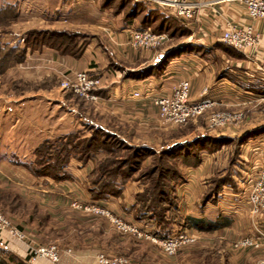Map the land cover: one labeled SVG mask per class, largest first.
Masks as SVG:
<instances>
[{
    "label": "crops",
    "instance_id": "obj_1",
    "mask_svg": "<svg viewBox=\"0 0 264 264\" xmlns=\"http://www.w3.org/2000/svg\"><path fill=\"white\" fill-rule=\"evenodd\" d=\"M73 3L70 2L71 5ZM76 3H83L93 11V22L85 26L91 34L89 43L79 57L43 47L39 51V56L44 59L41 68L48 74L76 69L100 76L103 85L96 92L98 99L95 101V111L101 116L104 115L108 122L115 123L121 130L127 127H136V130H140L144 127L150 131L158 127L157 109L150 96L168 92L181 78L190 80V97L193 101L201 97L200 90L207 86V96L215 101L213 110L249 111L255 114L251 117L254 119H258L260 113L264 112V19L251 20L238 2L223 1L214 5L200 6L196 17L187 23V27L190 31L189 36H193L194 42L201 45L204 50L174 56L165 64L161 73L141 77L131 73L158 64L167 50L135 49L127 45L124 30L128 26L133 27L132 25L123 26L109 11H100L96 0H76ZM58 14L44 13L46 18L41 20L51 23L52 26H58L67 20L66 17H60L62 12L59 11ZM226 21L238 25L253 23L261 35L259 44L253 49L235 53L216 47L215 45L220 42L219 35ZM33 54L37 57L35 56L37 52ZM44 74L45 72H41V75ZM135 91L139 92L138 97L133 96ZM38 92L33 89L32 94ZM58 104L59 107L62 106ZM75 109L73 107L70 109V114L74 117V122L71 123L74 126L72 129L81 126L82 123V114ZM64 117L65 113H62L60 120H65ZM240 149L239 157L245 166L242 169L244 174L239 178L242 182H238L235 178L234 187L223 186L214 202L202 203L201 199L206 188V177L213 172L211 166L215 160H219L217 153H204L201 163L189 168L185 173L184 182L177 186L180 210L184 215L207 219H214L217 216L230 218L229 225L213 232L221 234L226 229L229 231L231 226L236 224L237 228L232 230L234 235L231 236L235 238L246 235L249 229L256 226L264 230V213L253 216L243 205V193L255 171V166L264 163V135L243 143ZM32 150L28 155L13 156L14 153L10 151L12 156H0L1 179L9 182L22 178V175L25 176L23 181L27 186L29 183L30 185L27 187L28 190H23V195L44 209L47 215V224L41 226L38 220L31 223L38 226L40 224L45 235H50L53 240L70 242L73 238L79 244L74 246L72 255L61 253L56 263L44 257L29 258L25 242L6 239L5 236V240L1 238L0 244L6 246L17 260L23 261L24 264H97L95 249L91 248V245L111 247L112 244L119 247L118 241H114L109 234L110 225L108 226V223L101 218L90 219L65 212L63 209L66 202L63 198V190L79 192L88 199L84 185L91 164L81 165L73 159L70 163L72 178L69 180L55 182L49 177L35 178L27 173L22 165L12 161L29 159ZM139 190L140 186L136 181H129L119 197L104 203L114 214L131 221L129 207L133 203L134 194ZM29 221L28 219L25 223L29 224ZM31 227L34 228L33 225ZM67 245L74 244L67 243Z\"/></svg>",
    "mask_w": 264,
    "mask_h": 264
},
{
    "label": "rangeland",
    "instance_id": "obj_2",
    "mask_svg": "<svg viewBox=\"0 0 264 264\" xmlns=\"http://www.w3.org/2000/svg\"><path fill=\"white\" fill-rule=\"evenodd\" d=\"M1 1L8 0H0V2ZM18 1V17L11 19L6 24H0L1 43L4 41H8L12 44L17 41L21 42L22 38L20 37H22L23 33L32 29L43 28L68 29L72 31L78 30L82 33L80 37L75 39L76 42H87L86 46L89 43L91 34L85 26L86 24L93 22L94 16L93 11H90L87 5L83 3L77 4L76 0ZM69 1L72 3L74 2L73 5H71ZM56 8L62 12L60 17L67 18L66 21L58 26H52L51 23L41 20L44 17L46 18L44 13H52ZM116 18L119 19L120 16H117ZM84 29L87 30L85 31ZM189 35L190 33L183 36L178 35L177 33L173 36L168 34V40L156 50L163 49L168 52L172 49L179 48L182 45L194 43L193 36L190 37ZM223 45L226 44L223 43ZM227 50L234 53L237 52L231 46H229ZM39 51L40 50L37 49H27L25 51L24 59L21 62L14 64L9 63L3 71L0 72V156H12L10 151L14 153L13 156L28 155L42 139L46 137H54L67 132L74 127L71 125V123L74 122V117L70 114V109H72V107L77 109V102L81 100H74V98H76L74 96L67 97L69 92H73L62 87L61 81L71 71H75L76 69H68L66 72H54L48 74L45 69L41 68L44 59L39 56ZM167 52L163 54V57ZM33 53H35V56L37 57H34ZM37 69L39 70L36 71ZM41 72H45V77L41 75ZM33 89L39 92L32 94ZM83 99L84 102L82 106L84 107H82V110L86 113L82 115L81 122H84V119H88L92 121V123L99 124L112 131H117L120 136L125 138L131 145H144L153 150L154 156L152 155L145 158L142 167L150 165L159 151L173 146L175 143L191 140L201 134L223 135L235 138L264 125V112L260 113V116L263 115V118L258 116V119H254L251 118L255 115L254 113L239 110L243 115L238 122L221 127L210 128L206 119L208 113L211 111V109H208L200 115L189 119L184 124H170L159 119L157 121L158 127L150 131L144 127L140 130H136V127H127L125 130H121L116 127L115 123L112 121L108 122V119L104 115L101 116L95 111V100ZM58 103L62 104V106L59 107ZM223 111H229L231 113L236 112L233 110ZM62 113H65V120H60ZM235 146V143L232 142L221 146L219 150L214 152L218 154L219 160H215V163L213 162L211 166L213 172L206 177V188L203 195L213 187V182L220 177L224 176L229 178L232 175L231 178L234 181L237 179L238 182H242L239 178L244 174L242 169L245 168V166L240 157H238L241 149L240 147L237 149ZM189 168L191 167L183 168L184 180L185 173ZM256 168L257 166H255V169ZM21 177L22 178L20 179L17 178V180L13 179V182H4L0 176V192L11 193L12 195L17 194L20 203L23 204L21 207L18 209L16 208L11 212L9 210L5 211L0 207V212L10 219L13 224L22 228L27 234L29 240L39 244L54 242L60 248V254L63 253L64 248H70L71 253L68 254L72 255L74 252V246H78L79 244L75 239L71 238L72 241L70 242L53 240L50 235H45L43 229H40V224L38 226L35 223H31V221L38 220L37 218L34 219L28 217L31 213L32 206L36 209L35 215H46V211L23 195V190H28L27 187L30 183L27 186V183L23 181L25 176L22 175ZM4 180L8 181V179L5 178ZM67 192H71L73 195L82 196L76 191H70L68 189L63 190V198H65L66 201L63 207L65 212L79 214L80 216L90 219L101 218L102 220H105L108 223V226L110 225L111 227L108 229L110 230V236L113 237L112 239L114 241H118L119 247L110 244L113 248L101 247L96 244L91 245V248L95 249V259L97 252H102L107 255L124 256L128 259L129 264H263L264 247L255 248L247 246L235 248L233 246L234 241L240 238H235L234 236L231 237L234 235L232 230L237 228L236 224H233L229 231L226 229V231L221 234L215 232H202L195 228H188V231H191L196 235V240L187 243L174 255H167L156 244H153L148 240L139 239L128 233L120 232L104 216L73 209L68 203L66 197ZM83 197L85 198V196ZM23 206H26L27 208H23ZM263 213L264 212L261 214ZM28 219L30 220V223L26 224L25 221ZM45 223L47 224V222H44V224ZM31 224L34 228L31 227ZM256 228L259 227L256 226ZM226 232H228V234H226ZM254 232L255 228L251 230L249 229L247 234H253ZM59 234L60 233H58V235ZM5 236L6 239H9L7 233L1 231L0 240L1 238L5 240ZM5 242H7V240ZM67 243H72V245H74H67Z\"/></svg>",
    "mask_w": 264,
    "mask_h": 264
},
{
    "label": "trees",
    "instance_id": "obj_3",
    "mask_svg": "<svg viewBox=\"0 0 264 264\" xmlns=\"http://www.w3.org/2000/svg\"><path fill=\"white\" fill-rule=\"evenodd\" d=\"M96 1L100 11H109L112 16H120L119 21L123 26L132 25L135 28L150 29L153 32H166L170 36L176 33L182 36L190 33L185 22L148 2ZM53 13L58 14L59 10L56 9ZM18 15V0L0 2V24H6ZM81 33L78 30L68 29H32L22 34L21 42L17 41L14 44L8 41L0 42V72L9 63L21 62L25 51L29 48L41 50L48 46L61 54L79 57L87 43L76 42L75 39L80 37ZM215 46L229 48L221 42ZM203 50L204 48L195 42L182 45L168 51L158 64L143 68L131 75L141 77L159 74L174 56ZM71 96L76 97L74 100H81L77 102V112L84 115L85 111L82 110L84 99L69 92L67 97ZM263 134L264 125L235 138L201 134L159 151L150 165L142 167L145 158L154 156L151 148L144 145H131L117 131L84 119L81 126L77 128L55 137L44 138L32 150L29 159L12 161L22 165L35 178L49 177L55 182L72 178L70 163L73 159L81 165L90 163L91 169L84 187L88 199L94 202H105L119 197L129 181H136L140 190L134 194L133 203L129 207L131 221L140 226L149 227L156 236L168 238L188 228L213 232L229 225L231 220L227 217L217 216L214 219H207L184 215L181 212L177 186L184 180L183 168L198 166L204 153L215 152L221 146L232 142L239 149L243 143ZM231 177L232 175L229 178L223 176L214 181L213 187L203 195L201 202H214L223 186L234 187L235 181ZM22 205L17 194L0 192V207L3 210L11 212ZM35 214L36 209L32 206L28 217L37 218L43 226L47 215ZM13 263L24 264L23 261L17 260L6 246L0 244V264Z\"/></svg>",
    "mask_w": 264,
    "mask_h": 264
},
{
    "label": "built area",
    "instance_id": "obj_4",
    "mask_svg": "<svg viewBox=\"0 0 264 264\" xmlns=\"http://www.w3.org/2000/svg\"><path fill=\"white\" fill-rule=\"evenodd\" d=\"M134 2H148L162 10L175 15L183 22L189 23L196 15L202 5H214L223 1H235L243 6L246 14L251 20L264 19V0H207L196 2L193 0H133ZM126 44L135 49H157L168 40L166 32H153L150 29H139L126 27ZM261 39L260 32L255 29L253 23L238 25L232 21H226L224 29L219 35V41L231 46L238 52H244L255 48ZM62 87L72 91L75 95L91 100H97L96 90L102 88L103 79L100 76L91 75L86 70L71 71L61 81ZM191 84L187 78H181L166 93L153 94L150 96L152 103L156 106L157 117L161 121L170 124H184L189 119L200 115L211 109L207 116V124L210 128L221 127L238 122L242 117L241 111L229 112L213 110L215 101L207 96L208 87L200 90V98L196 101L190 97ZM134 97L139 92H133ZM243 205L252 215L264 212V163L258 164L249 184L243 193ZM69 205L73 209L82 212L93 213L106 217L111 224L122 233H128L139 239L148 240L156 244L165 254L174 255L187 243L194 242L196 235L187 229L181 233L162 238L154 235L147 226H140L121 216L114 214L104 202H94L80 195L66 193ZM255 228L253 234H246L235 240V248L252 246L255 248L264 247V231ZM6 232L9 239L25 242L29 258L44 257L51 262H58L60 259V248L54 242L39 244L29 240L25 231L13 224L10 219L0 212V232ZM63 252L71 253L70 248H64ZM97 264H129L126 257L121 255H107L102 252L96 254ZM264 264V261L262 262Z\"/></svg>",
    "mask_w": 264,
    "mask_h": 264
}]
</instances>
